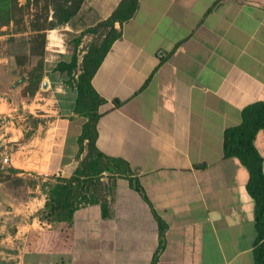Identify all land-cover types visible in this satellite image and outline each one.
<instances>
[{
	"label": "crops",
	"instance_id": "obj_1",
	"mask_svg": "<svg viewBox=\"0 0 264 264\" xmlns=\"http://www.w3.org/2000/svg\"><path fill=\"white\" fill-rule=\"evenodd\" d=\"M119 1L84 0L67 23L48 29L50 47L33 96L25 94L15 61L29 53L19 38L24 34L11 41L0 35V96L6 100L0 110L15 107L20 114L26 105L35 120L47 117L36 112L43 100L57 102L49 123L7 127V166L16 176H60L65 191L75 188L69 236L72 231L75 239L76 230L108 264H150L158 245L152 210L125 176L137 179L167 224L156 264H254L248 172L235 158L222 157V141L244 107L264 103V0H138L91 80L105 102L95 146L77 158L85 119L73 111L76 93L68 77L54 70L71 57L60 40L107 19ZM254 145L264 174V129ZM113 158L124 160L130 173ZM72 175L97 177L84 200Z\"/></svg>",
	"mask_w": 264,
	"mask_h": 264
},
{
	"label": "rangeland",
	"instance_id": "obj_2",
	"mask_svg": "<svg viewBox=\"0 0 264 264\" xmlns=\"http://www.w3.org/2000/svg\"><path fill=\"white\" fill-rule=\"evenodd\" d=\"M17 2L12 18L8 0H0V7L4 10L0 12V27L6 25L0 29V35L6 36L5 38L11 41L12 36L24 34V37L19 38H25L29 53L18 54L19 56L15 57L17 66L21 68L18 76L20 83H24V88L26 82L23 81L24 73L40 57L44 59L45 48L50 47L45 38L42 50L41 38L38 36L40 34L45 36L47 33L48 22L57 6V0H28V3L26 0H18ZM104 32L105 30L102 29L96 34H84L76 48L78 57L81 58L91 42L98 43ZM76 36L60 40V49L63 53L68 52L71 56L72 42ZM49 74L52 75L51 72ZM43 103L45 104L43 111L36 112L43 113L47 117L39 119L36 117L35 121L24 105L20 114L18 109L12 113L13 124L23 125L26 128L31 123L40 122L42 125L44 120L49 123L50 120L55 119L57 102L43 100ZM0 172H2L0 174V264H108L92 254L93 250L79 238L76 230L75 239L72 231L69 236L68 210L78 201L75 188L71 189L72 194L60 191V187L65 186L61 184L63 178L60 176L50 174L38 176L33 172L16 176L9 166H5Z\"/></svg>",
	"mask_w": 264,
	"mask_h": 264
},
{
	"label": "trees",
	"instance_id": "obj_3",
	"mask_svg": "<svg viewBox=\"0 0 264 264\" xmlns=\"http://www.w3.org/2000/svg\"><path fill=\"white\" fill-rule=\"evenodd\" d=\"M18 0H8L9 13L13 18V13L18 5ZM28 3V0H26ZM84 0H57V6L51 13L48 22L49 29H54L64 25L74 17L80 9ZM138 7V0H120L111 15L91 28L84 30L77 38L73 39V52L68 62L59 61L54 70L65 73L68 83L75 89L76 97L73 111L83 117L85 122L81 126L80 134L77 138L78 151L77 158L84 151L92 150L97 139V122L100 117L99 106L105 100L94 90L91 80L97 71L104 56L108 52L112 43L121 36V26L128 21ZM47 9V6H46ZM47 11V10H46ZM118 27H115V24ZM105 30L98 43L91 42L81 58L76 53L80 40L84 34H96L99 30ZM39 32V30H35ZM41 38L40 47L44 48V34ZM18 59V58H17ZM43 77V59L40 57L23 75L25 82L24 92L33 96L38 90ZM264 129V103L255 102L244 107L240 114V123L236 126L228 127L223 131L222 157L235 158L248 172L246 189L254 202V225L256 236L253 246L254 264H264V174L262 170V158L254 145L255 136ZM113 165H121L128 173L129 166L122 159H111ZM97 179L96 176L79 178L72 175L70 180L77 185H81L80 191L83 193L81 200L85 199V194L89 191L90 185ZM129 186H131L147 202L152 210V214L157 223L158 245L153 253L150 264H156L160 254L166 246L165 231L167 224L156 214L147 199L146 194L139 185L137 179L125 176ZM65 186L60 187V191H65ZM72 187H68L66 194H72ZM75 211V205L70 206L68 216L71 218ZM54 213V211H52Z\"/></svg>",
	"mask_w": 264,
	"mask_h": 264
},
{
	"label": "built area",
	"instance_id": "obj_4",
	"mask_svg": "<svg viewBox=\"0 0 264 264\" xmlns=\"http://www.w3.org/2000/svg\"><path fill=\"white\" fill-rule=\"evenodd\" d=\"M5 98L0 96V104L5 103ZM9 111L0 110V171L9 164L8 144L6 142V130L13 123L12 113L17 111V108H8Z\"/></svg>",
	"mask_w": 264,
	"mask_h": 264
},
{
	"label": "water",
	"instance_id": "obj_5",
	"mask_svg": "<svg viewBox=\"0 0 264 264\" xmlns=\"http://www.w3.org/2000/svg\"><path fill=\"white\" fill-rule=\"evenodd\" d=\"M41 87H42V88H46V83H45V82L42 83Z\"/></svg>",
	"mask_w": 264,
	"mask_h": 264
}]
</instances>
